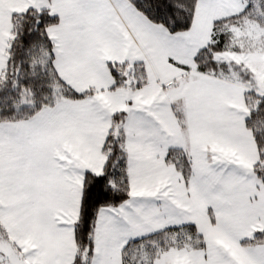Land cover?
Segmentation results:
<instances>
[{
    "label": "snow or ice",
    "instance_id": "obj_1",
    "mask_svg": "<svg viewBox=\"0 0 264 264\" xmlns=\"http://www.w3.org/2000/svg\"><path fill=\"white\" fill-rule=\"evenodd\" d=\"M0 264H264V0H0Z\"/></svg>",
    "mask_w": 264,
    "mask_h": 264
}]
</instances>
